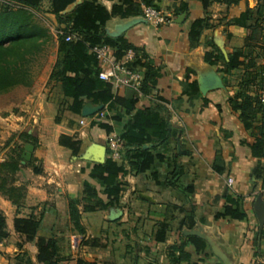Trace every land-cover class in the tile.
<instances>
[{
  "label": "crops",
  "instance_id": "0c3cea01",
  "mask_svg": "<svg viewBox=\"0 0 264 264\" xmlns=\"http://www.w3.org/2000/svg\"><path fill=\"white\" fill-rule=\"evenodd\" d=\"M81 1L68 5L63 14L71 13ZM122 1L99 0L108 11ZM151 1L173 19L170 24L154 26L136 5L125 16L114 14L104 24L105 33L122 37L149 61L153 73L147 93L129 88L114 92L118 96L135 95L136 107H163L160 114L166 121L167 138L159 143V149L167 159L183 166L184 180L192 186V227L181 224L183 212L157 203L152 190L136 192L134 171L128 165L122 178L124 189L113 206L83 209L82 205L95 201L85 198V183L95 189L96 199L106 202L102 185L89 176L92 165L103 162L108 151L107 133L98 123H108L112 132L120 134L130 116L123 107L108 110L106 105L89 99L83 100L82 108L95 109L93 112L73 113L69 110L72 99L63 96L59 83L48 82L49 64L43 68L41 79L0 117L9 132H26L35 140V144L18 140L20 152L24 143L33 145L31 163L20 164L14 177V186L24 191L19 206L0 195V211L8 232L0 242V264H41L36 260L34 243L25 241L13 229L15 217L31 215L41 216L38 236L58 240L61 264H77L79 260L90 264H171L170 246L179 244L188 234L205 242L201 252L190 244L185 246L189 262L264 264V106L258 103L264 72V19L252 27L253 23L246 20V11L254 9L258 1L216 0L206 8L200 0ZM182 3L187 9L174 15ZM47 15L55 23L53 15ZM197 19H204L205 25L197 40L191 41L188 33ZM249 27L258 37L247 42ZM211 45L222 57L217 65L204 61ZM235 49L247 51L251 64L239 66L222 78L217 68ZM187 77L197 82L203 98L191 112L179 110L175 104L186 98L183 89ZM61 135L78 142L75 154L59 144ZM33 166L41 171L34 173ZM167 171L161 168V176ZM167 192L182 197L176 190ZM233 196L240 198L243 218L218 216L224 213L226 199ZM71 199L79 201L83 233H78L69 220ZM258 209L263 213L261 221L256 215ZM161 222L168 230L164 241L156 242L154 232Z\"/></svg>",
  "mask_w": 264,
  "mask_h": 264
},
{
  "label": "trees",
  "instance_id": "16d2710c",
  "mask_svg": "<svg viewBox=\"0 0 264 264\" xmlns=\"http://www.w3.org/2000/svg\"><path fill=\"white\" fill-rule=\"evenodd\" d=\"M75 0H0V92L13 87H30L37 80L34 76L35 66H39L40 59L44 57L48 44L55 43V57L46 58L41 66L45 69L50 64L48 82L59 83L63 96L72 99L69 110L80 114L83 100L89 99L95 104L106 105L108 110L120 106L129 120L120 133L122 139L121 157L113 159L110 152L101 163H94L90 170V178L95 179L102 185V193L106 202L96 199V191L88 183L83 186V194L86 199L93 198L94 202L82 205L84 210H94L113 206L120 198L124 189L123 176L127 173L126 165L134 171L135 191L152 190L156 202L162 205H171L174 209L184 213L182 225L191 228L193 225L194 205L191 203L189 194L192 186L184 180L185 170L175 160L167 159L166 154L159 149V143L166 141V121L160 112L163 107L159 104L136 107L137 98L130 94L118 96L114 92L111 82L98 79L99 67L91 46L106 45L113 50L115 58H119L122 51L133 47L127 45L122 37H110L104 31L107 19L118 14L125 16L130 7H140V3L151 5V0H123L121 5L112 6L108 11L99 0H82L71 13L63 14L65 8ZM212 1L200 0L203 8ZM238 0H227V3H235ZM254 9L246 11V20L256 25L259 20L264 19V0H257ZM51 14L55 21V36L49 29L35 19L36 11L42 10ZM125 5L126 9H122ZM187 9L186 3H182L174 15ZM136 10V8H135ZM132 9V11H135ZM138 10V9H137ZM256 23V24H255ZM204 19H197L192 23L188 36L191 41L197 40L201 29L204 27ZM247 29L246 41L257 39L254 29ZM72 35L73 39L66 41L65 37ZM213 45H211L212 47ZM222 57L213 46L205 51L204 61L210 65H217ZM246 61L247 64H246ZM39 63V64H38ZM88 64H91L90 67ZM251 64L247 51L235 49L229 55V59L217 68V73L226 76L239 66L247 67ZM131 66L139 69L142 73V82L139 90L147 93L153 79V73L149 61L137 53ZM264 72L262 74V81ZM262 87V86H261ZM184 99H179L175 104L182 111L191 112L196 106L197 100L201 98L198 85L195 80L186 78L184 83ZM161 100V99H160ZM259 103V101H258ZM260 104V103H259ZM261 105V104H260ZM262 106V105H261ZM117 117V116H116ZM58 119V118H56ZM109 134L112 127L108 123H98ZM18 140H28L35 144L34 138L26 132L12 133L4 142L0 156V195L5 197L15 206H19L24 191L22 187L14 186L15 174L21 169L20 148ZM157 143V144H155ZM59 144L71 149L75 154L78 142L71 140L67 135L59 137ZM149 144L148 146H144ZM254 148V146H253ZM31 161L26 163L30 164ZM167 168L166 176H161L160 169ZM33 172L39 173L41 168L33 166ZM168 189L176 190L182 194L178 199L167 192ZM240 198L237 196L226 199L224 213L218 216H228L241 219L244 213L239 208ZM77 199L68 201V215L74 229L83 233L80 225V214L77 208ZM41 216L15 217L13 229L22 235L25 241L33 242L37 253L36 260L41 264H61L58 254V240L54 237L46 238L38 236L41 228ZM168 226L165 222L158 224L154 232V240L163 242ZM8 235L5 217L0 211V242ZM192 245L196 252H201L205 247L203 239L195 234L185 235L179 244L170 246V263L178 264L184 260L187 264H201L200 262H189V255L184 251L186 245ZM77 264H90L79 260Z\"/></svg>",
  "mask_w": 264,
  "mask_h": 264
},
{
  "label": "built area",
  "instance_id": "2783aa9c",
  "mask_svg": "<svg viewBox=\"0 0 264 264\" xmlns=\"http://www.w3.org/2000/svg\"><path fill=\"white\" fill-rule=\"evenodd\" d=\"M142 17L154 26L167 25L172 22V18L160 12L151 5L140 3ZM73 39L72 35H67L65 40ZM97 66L99 67L97 77L102 81H109L113 89L129 88L138 91L142 82V73L139 69L131 66L137 56V53L131 49L122 51L119 58H115L113 50L106 45L91 46ZM259 103L264 106V77L262 87L258 94ZM82 124L83 121L81 120ZM106 146L113 159L121 157L122 139L120 134L111 132L106 136ZM230 180H228V183Z\"/></svg>",
  "mask_w": 264,
  "mask_h": 264
},
{
  "label": "rangeland",
  "instance_id": "374dc122",
  "mask_svg": "<svg viewBox=\"0 0 264 264\" xmlns=\"http://www.w3.org/2000/svg\"><path fill=\"white\" fill-rule=\"evenodd\" d=\"M45 7L46 5L44 4L42 6V10L40 9V11H36L35 19L36 21L38 20L41 24L46 26L49 29V31L55 36V23L53 22L52 18H49V15L44 13L43 9ZM55 45H56L55 43L48 44L44 57L41 58L39 61L40 65L35 66L33 71L36 80L41 79V76L43 74V67L41 66V63H43V61L46 58L48 59L54 58L53 50ZM28 90L29 87L19 86L0 92V117L3 118L6 114V109H8L10 106L14 107L17 104V102L23 97V95L26 94ZM12 133L15 132H11V131L9 132L6 129L5 124H3L2 122L0 123V156H2L1 148L4 142Z\"/></svg>",
  "mask_w": 264,
  "mask_h": 264
},
{
  "label": "water",
  "instance_id": "95a60500",
  "mask_svg": "<svg viewBox=\"0 0 264 264\" xmlns=\"http://www.w3.org/2000/svg\"><path fill=\"white\" fill-rule=\"evenodd\" d=\"M95 109H90L83 107L81 110L82 115H87L91 112H93ZM33 151V145L31 143H24L22 151L20 152V164H25L26 162L30 161L31 159V154ZM256 204L259 205V198L256 201ZM256 215L258 219L261 221L263 217V213L260 209L256 211Z\"/></svg>",
  "mask_w": 264,
  "mask_h": 264
}]
</instances>
